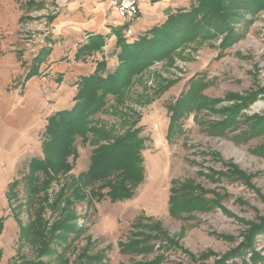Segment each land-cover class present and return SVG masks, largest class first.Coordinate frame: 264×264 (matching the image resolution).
<instances>
[{
	"label": "rangeland",
	"instance_id": "rangeland-1",
	"mask_svg": "<svg viewBox=\"0 0 264 264\" xmlns=\"http://www.w3.org/2000/svg\"><path fill=\"white\" fill-rule=\"evenodd\" d=\"M28 1L0 0V264H65L64 259L81 264L99 255L104 257L99 264H216L224 259L226 264H243L244 260L264 264V233L254 238V250L247 247L243 255L234 254L247 243L251 227L264 218V9L246 14L252 20L248 27L242 22L234 25L244 36L229 47L220 46L224 35L184 40L168 57L136 74L121 102L108 95V109L97 116L98 127L115 137L141 126L146 138L144 179L132 197L112 201L106 195L108 189L101 191L104 196L92 195L90 190L100 186L96 184L86 188V199L80 198L83 193L73 198L70 182L90 166L92 137L86 143L76 140L79 157H70L72 168L45 191L31 197L21 183L9 201L10 183L22 180L33 157L43 156L47 115L59 106V85L54 83L58 74L45 73L44 83H33L29 91L18 80L23 68L17 52L24 53L29 62L47 45L45 32L50 24L45 17L57 6L55 0H44L47 5L40 9L43 0H34L30 8ZM141 34L138 30L131 36L139 39ZM117 58L113 71L119 65ZM66 59L63 55L61 60ZM199 78L209 83L203 94L214 100V106L181 116L175 128L179 130L169 140L170 105L186 96L192 80ZM163 85L168 87L160 92ZM148 97L153 100L146 101ZM225 107H236L231 127L219 126L229 120L221 112ZM25 121L20 136L15 132ZM231 164L248 178L223 174ZM189 179L201 186L198 192L218 202L206 210L175 216L170 210L173 181ZM35 217L44 219L46 231L59 222L81 230L58 226L60 230L51 233L54 238H46L50 247L42 254L36 234L22 237V226L29 227ZM150 224L159 225L152 233H160V238L149 235ZM140 239L145 240L143 252L124 247ZM253 253L260 256L257 262Z\"/></svg>",
	"mask_w": 264,
	"mask_h": 264
},
{
	"label": "trees",
	"instance_id": "trees-1",
	"mask_svg": "<svg viewBox=\"0 0 264 264\" xmlns=\"http://www.w3.org/2000/svg\"><path fill=\"white\" fill-rule=\"evenodd\" d=\"M261 9H264V0H195L190 9L179 10L171 14L163 24L152 27L139 39L136 38L132 42L127 41L121 31L117 30V44L120 48L119 65L113 72H107L106 60L100 61L93 74L83 76L79 80L74 106L71 109L57 111L48 117L42 143L43 156L33 157L29 162L28 172L22 180L16 179L10 183L7 195L9 201L12 200V196L16 195L17 188L21 183H23L25 192L31 197L38 196L40 192L45 191L54 179L72 168L70 157L73 159L79 157L76 140L81 138L86 143L92 137L94 138L92 143L95 146L90 156V166L87 171L82 172L78 177H73L70 182L71 186L73 185V198L79 197L83 193L80 198L84 200L86 188H94L96 184H100V186L90 190L92 195L104 196L105 194L103 195L101 191L108 189L106 195L112 201L132 197L134 188L144 179L145 166L142 151L145 148L146 138L142 135L141 126L131 127L124 134L115 137H110L108 131L98 127L100 120L97 116L108 109V95L112 94L116 97L117 102H121L125 98L126 88L136 74L144 71L155 61L168 57L184 40L224 35L220 46L221 48L229 47L244 36V32L237 31L234 25L242 22L244 26L248 27L252 24V20L246 18V14H254ZM105 40L104 35L92 34L89 41L78 49L76 57L86 59L93 55L102 49ZM51 50V47H47L39 52L27 70L24 81L40 72V66L47 59ZM104 72L107 74L104 75ZM208 84L204 78L193 79L192 86L187 90L186 96L183 95L184 97L182 96L176 104L170 105L172 115L167 133L169 140H172L173 131L179 130L175 128L181 116L187 115L188 111L194 109L214 106V100L203 94V90ZM167 87V85H163L160 92H163ZM234 96L239 98L237 95ZM152 100V97H148L146 101L151 102ZM232 108L225 107L221 111L225 119L229 120L219 123V126L231 127L235 123L237 111L236 107L233 110ZM99 141L100 144H98ZM229 169L230 171L223 174L236 178L240 176L248 178V175L234 164H231ZM212 173L216 172L212 169ZM194 182L193 179L184 183L178 180L173 181L170 209L173 215L181 216L184 212L206 210L218 202V198L208 199L203 192H198L201 186ZM43 220L42 217H35L29 227L22 226V237L36 234L35 239H38L36 243L41 244L42 254L50 247L49 240L54 238L51 233L60 230V228H71L73 231L81 230L68 225L67 222H59L57 223L59 225L54 224L50 231H46ZM0 223H3V220ZM61 223L63 224L61 225ZM58 226L61 227L58 228ZM148 227L150 236L160 238V233L158 235L152 233V230H156L159 225L150 224ZM1 229L2 224H0V231ZM144 232L141 233L145 234ZM263 233L264 218L260 224L251 227L246 236L247 243L234 254L243 255L245 250H254V238L257 234ZM149 235H146V239L150 238ZM144 241V239L131 241L124 247L138 248L140 252H143L141 244ZM44 245L46 247H43ZM247 247L249 248L247 249ZM243 248L246 249L242 250ZM151 249H153V245ZM255 254L253 253V255ZM253 258L257 262L260 256L256 254V257ZM103 260L104 257L99 255L91 257L81 264H99ZM225 260L217 261L216 264H226ZM64 262L68 264L66 259ZM150 263L139 261L134 264ZM243 264H249V262L244 260Z\"/></svg>",
	"mask_w": 264,
	"mask_h": 264
},
{
	"label": "crops",
	"instance_id": "crops-1",
	"mask_svg": "<svg viewBox=\"0 0 264 264\" xmlns=\"http://www.w3.org/2000/svg\"><path fill=\"white\" fill-rule=\"evenodd\" d=\"M33 2L35 1L29 0L27 2L30 8ZM55 2L57 4L56 11L45 17V23L50 24V28H47L45 32L48 37L47 45L41 46V49L29 62L24 58V53L17 52V58L21 61V67L23 68L22 77L19 76L18 80L21 81L22 87L28 88V91V86L31 87L33 83L39 82L37 85L44 83L41 80H45L46 77H42L45 73L58 74L59 76L58 83L54 82L59 85L57 92L59 106L52 110L47 117L57 111L71 109L74 106L79 80L83 76L93 74L100 61L106 60V71L113 72L112 65L115 64V59L118 60L117 55L120 51L117 50L119 48L117 30L121 31L127 41L132 42L137 38L131 36L136 31H141V35L145 34L152 27L163 24L171 14L179 10L186 11L190 9L195 0H140L141 13L132 22L124 21L119 17L111 4V0H55ZM39 3L38 8L40 9L47 5L44 0L39 1ZM28 14L26 13V16H29ZM21 17L22 20L27 19V17ZM129 26L134 31L130 35L127 34ZM92 34L104 35L106 37L104 46L86 59L77 58L78 49L89 41ZM47 47H51L52 50L47 59L41 64L40 72L24 81L26 72L33 64L34 58L43 48ZM63 55L67 57L66 60H61ZM44 64H46L45 72L43 69ZM11 85H8L9 89H12ZM31 89L37 88L32 87ZM26 125V121L23 126L19 124L16 129L18 132L15 133L21 136Z\"/></svg>",
	"mask_w": 264,
	"mask_h": 264
},
{
	"label": "built area",
	"instance_id": "built-area-1",
	"mask_svg": "<svg viewBox=\"0 0 264 264\" xmlns=\"http://www.w3.org/2000/svg\"><path fill=\"white\" fill-rule=\"evenodd\" d=\"M111 4L119 17L124 21H132L141 13L140 0H111ZM133 33V29L129 26L127 34Z\"/></svg>",
	"mask_w": 264,
	"mask_h": 264
},
{
	"label": "bare ground",
	"instance_id": "bare-ground-1",
	"mask_svg": "<svg viewBox=\"0 0 264 264\" xmlns=\"http://www.w3.org/2000/svg\"><path fill=\"white\" fill-rule=\"evenodd\" d=\"M257 106L258 107H262L263 106V103H258ZM156 168H157V166H156Z\"/></svg>",
	"mask_w": 264,
	"mask_h": 264
}]
</instances>
